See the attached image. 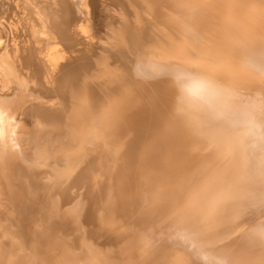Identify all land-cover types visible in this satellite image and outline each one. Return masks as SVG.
Instances as JSON below:
<instances>
[{"label": "bare ground", "instance_id": "bare-ground-1", "mask_svg": "<svg viewBox=\"0 0 264 264\" xmlns=\"http://www.w3.org/2000/svg\"><path fill=\"white\" fill-rule=\"evenodd\" d=\"M101 3L98 37L86 0H0V264H264V0ZM139 13L215 70L104 78Z\"/></svg>", "mask_w": 264, "mask_h": 264}, {"label": "rangeland", "instance_id": "rangeland-1", "mask_svg": "<svg viewBox=\"0 0 264 264\" xmlns=\"http://www.w3.org/2000/svg\"><path fill=\"white\" fill-rule=\"evenodd\" d=\"M86 6H87V22H88V25H89L91 31L94 33V36L100 37L101 35H103L105 33L107 24L109 22L113 21V15L114 14L111 10V7L101 3V0H86ZM144 15L145 14H142V13L138 14V16L141 17V19L145 18V19H142V23H145L144 24L145 25L144 30H145V36L147 38L146 44H144L143 46H139V44H137L136 46H134V48H132L133 50H131L128 53H122L119 51H114L113 53H109L108 57L105 61L106 65H105V67H103L104 69H106V66H107L108 73H110L109 75H113L114 73L117 72L118 74H120V77L118 76V79L121 82H123L125 80L126 83H130V82L132 83V81H134V78L138 77V79H140V81L145 82L146 85L149 86L148 81L146 82L147 78L151 80V78L153 79L154 77H157V76H162V77H166V76L169 77L170 76L171 77V75L172 76L177 75L178 73L187 71V69L189 70L187 72L194 73L193 75H195V76L197 75L196 77L202 76L204 73L199 72L196 69L197 68L196 63L197 62L199 63V60L201 61L200 62L201 64H205L203 66H206L210 63L207 67H205V68H207L206 70L210 69V71L208 70V73L215 70V68L211 66L214 62V59H212L211 57L201 56L198 54V49L201 46V44L203 43V40H197V38L191 37V35H189V32H188L186 26L180 25V26H178L179 27V29H178V27L168 26L162 20H160V21L156 20L155 18L152 17L153 14H148L150 16H148L147 14L145 16ZM154 22H156V23H154ZM148 24H149V26H148ZM154 26H155V28H154ZM146 27H148V28H146ZM153 30H154V32H153ZM164 31H166V32L169 31L168 36H170V37L173 36L172 38L174 39V46L179 48V50H180L179 54L174 52L173 50L171 51V50H168L166 48L164 50L161 49L160 44H161V42L163 43L164 42L163 39H165L164 36H162L163 35L162 33ZM177 31H178V33H177ZM154 38H156V39L154 40ZM178 38H180V40ZM152 51H154V52H152ZM131 52L133 53V55ZM175 55H176V57H175ZM196 58L198 60H196ZM177 59H179V60H177ZM184 59L186 61H184ZM160 60H161V62H160ZM188 61H190V62H188ZM183 62H186V63H183ZM171 63H173V64H171ZM173 66L175 67V69ZM209 66H210V68H209ZM183 67H186V68H183ZM107 69H106V71L103 72L104 78H107L109 76V75L107 76V73L105 75V72H107ZM192 71H194V72H192ZM244 71L245 72L249 71L250 73L255 75L257 78H261V79L263 78L261 73L254 70L253 68H246ZM206 73H207V71H206ZM102 76H103V74H102ZM105 76H107V77H105ZM104 78H97V79L94 78V80L96 82L94 80H92L94 83H96L98 85L97 86L96 84L93 83L94 85H96V88L95 87L93 88L94 91H93L92 95H94L96 98L101 97L103 94L102 91H104L105 89H108V87L111 88V90H112V88L114 89L115 87H117L116 81H113V80L110 81L111 82V85H110L109 80H106V82H108V84H107L104 81L105 80ZM101 79L104 81V85L102 84L103 81H101ZM119 80H117V82L120 83ZM100 81H101V84H100ZM105 83L108 85L107 88L104 87ZM112 83L113 84L116 83V84L113 86ZM131 85H133V83ZM102 86L105 88L104 90H103ZM111 86H113V87H111ZM99 87H100V89H97ZM126 88H128V85ZM101 89H102V91H101ZM100 93H102V94H100ZM95 132H97V129Z\"/></svg>", "mask_w": 264, "mask_h": 264}, {"label": "clouds", "instance_id": "clouds-1", "mask_svg": "<svg viewBox=\"0 0 264 264\" xmlns=\"http://www.w3.org/2000/svg\"><path fill=\"white\" fill-rule=\"evenodd\" d=\"M211 83V82H210ZM212 87H215V88H218L219 86L218 85H215V84H212L211 85Z\"/></svg>", "mask_w": 264, "mask_h": 264}]
</instances>
